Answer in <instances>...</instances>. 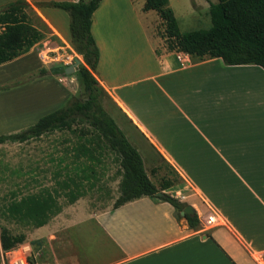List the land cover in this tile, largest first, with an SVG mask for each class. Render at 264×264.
I'll use <instances>...</instances> for the list:
<instances>
[{"label":"crops","instance_id":"crops-1","mask_svg":"<svg viewBox=\"0 0 264 264\" xmlns=\"http://www.w3.org/2000/svg\"><path fill=\"white\" fill-rule=\"evenodd\" d=\"M14 1L0 0V9ZM23 1L54 40L51 46L76 55L66 14L33 4L77 0ZM140 15L132 0L100 1L90 24L94 77L148 179L159 162L166 164L178 183L162 192L191 206L198 224L189 228L168 203L145 196L98 214H85L76 200L63 210L73 215L67 224L76 239L71 236L70 252L58 264H255L250 251L264 249V70L168 51L154 35L161 24L156 13L141 9ZM43 41L0 65V129L13 123L16 106L28 111L30 100L50 93L44 79L16 96L5 88L28 75L31 52L48 44ZM207 211L223 224L204 230L200 217ZM59 213L33 234L48 239Z\"/></svg>","mask_w":264,"mask_h":264},{"label":"trees","instance_id":"trees-1","mask_svg":"<svg viewBox=\"0 0 264 264\" xmlns=\"http://www.w3.org/2000/svg\"><path fill=\"white\" fill-rule=\"evenodd\" d=\"M100 1L33 4L36 8H53L66 14L69 46L81 57L76 69L81 98H75L62 108L40 117L24 130L0 135V144H21L54 132L67 131L83 141L74 148L73 156L81 154L93 161L95 152L98 156L103 150L113 154L119 181L118 196L112 210L145 196L168 203L178 214L184 205L162 192L174 182L163 179L157 187L148 179L138 152L103 108L102 100L107 93L94 77L97 50L90 34L92 13ZM27 9L30 10V6L23 0H16L0 9V65L25 54L44 38V33L30 22ZM141 9L143 12L154 11L161 20V37L168 51L181 52L197 59L218 58L227 66L254 65L264 70V0H216L208 6L209 27L184 33L178 30L168 0H144ZM86 168L92 173L90 167ZM81 174L86 178L84 171ZM67 182H71L73 187L70 188ZM57 185L66 188L63 195L68 204L83 196L67 173ZM158 192L161 194L156 195ZM58 197L59 192L53 187L19 196L11 191L9 199L0 203V220L37 229L61 211ZM185 219L189 228L198 224L195 214L185 216ZM24 239V234L12 235L0 225L2 252L22 243Z\"/></svg>","mask_w":264,"mask_h":264},{"label":"rangeland","instance_id":"rangeland-1","mask_svg":"<svg viewBox=\"0 0 264 264\" xmlns=\"http://www.w3.org/2000/svg\"><path fill=\"white\" fill-rule=\"evenodd\" d=\"M132 2L135 11L140 15L141 0H132ZM215 2L216 0H168V6L177 21L179 32L184 33L208 28V6ZM26 13L30 22L44 33L43 40L48 44L42 43L31 52L28 75L14 78L11 85L5 88H11L13 96H16L21 87L44 79V86L50 93L40 100L42 104L37 111L33 109L40 103L36 99L29 101L28 111L19 110L16 106L13 123L7 124L6 129H0V135L24 130L34 124H30L32 121L36 122L40 117L62 108L71 100L81 98V88L76 73L77 65H74V60H80L81 57L74 55L66 48H53L51 44L54 40L48 36L47 29L35 18L34 12L27 9ZM140 22L144 28H148V20L142 14ZM153 31L155 36L162 38V24H155ZM70 57L73 60H68ZM67 68L69 69L65 72ZM30 88L31 86L28 89ZM102 105L111 118L117 117L113 109L111 110L107 97H103ZM79 143L82 144L83 141L78 140L67 131H62L26 143L0 144V203L9 199L11 191H15L17 196L52 187L59 192L58 203L61 205L62 218L57 217L52 221L53 227L48 239L33 234L36 229L23 227L12 221L0 220V225L6 227L12 235L24 234L25 239L22 243L29 246L38 264H58L60 261L58 259L70 252L71 236L76 239L73 226L67 224L73 221V215L63 212L71 205L67 203V198L63 195L66 188L57 185V182L65 179V173L83 194L77 200L81 201L85 214H98L112 209V204L118 196L119 178L116 174L117 163L113 159V154L103 150L98 156L95 152L93 161L81 154L75 157L73 156L74 148ZM100 145L103 146V143ZM87 166L90 167L92 173L87 170ZM81 171H84L86 178H83ZM151 176L152 183L157 187L163 179L171 180L174 184L178 183L177 176L166 164L161 162L158 163L157 170ZM67 183L70 188L73 187L71 182Z\"/></svg>","mask_w":264,"mask_h":264},{"label":"built area","instance_id":"built-area-1","mask_svg":"<svg viewBox=\"0 0 264 264\" xmlns=\"http://www.w3.org/2000/svg\"><path fill=\"white\" fill-rule=\"evenodd\" d=\"M68 60H73L70 57ZM200 223L204 230H209L214 227L221 226L222 218L212 212L207 211L200 217ZM250 257L255 264H264V249L263 250H251ZM0 264H38L34 256V253L25 243H20L12 247L11 249L2 252Z\"/></svg>","mask_w":264,"mask_h":264},{"label":"water","instance_id":"water-1","mask_svg":"<svg viewBox=\"0 0 264 264\" xmlns=\"http://www.w3.org/2000/svg\"><path fill=\"white\" fill-rule=\"evenodd\" d=\"M78 64H79V60H78V59H75V60H74V65H78ZM68 69H69V68H67V69L65 70V72H67ZM160 194H161L160 192L156 193V195H160ZM179 215H180V217H184V216H192V215H194V210H193V208H192L191 206H189V205H185V206L183 207V209L179 212Z\"/></svg>","mask_w":264,"mask_h":264}]
</instances>
